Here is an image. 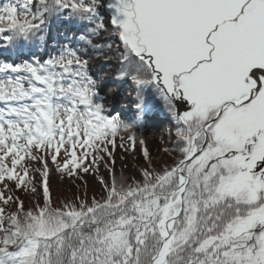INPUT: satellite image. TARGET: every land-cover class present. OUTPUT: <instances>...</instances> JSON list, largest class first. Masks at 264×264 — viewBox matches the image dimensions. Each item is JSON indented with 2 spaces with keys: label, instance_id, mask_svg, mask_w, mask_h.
<instances>
[{
  "label": "snow or ice",
  "instance_id": "6c2138e0",
  "mask_svg": "<svg viewBox=\"0 0 264 264\" xmlns=\"http://www.w3.org/2000/svg\"><path fill=\"white\" fill-rule=\"evenodd\" d=\"M53 21L115 38L136 114H105L86 49L0 63V264H264V0H7L0 48L45 47ZM149 92L178 157L157 170L143 148L142 179L117 177L109 146L145 144ZM105 156L99 200L54 206L52 166L74 182Z\"/></svg>",
  "mask_w": 264,
  "mask_h": 264
},
{
  "label": "trees",
  "instance_id": "16d2710c",
  "mask_svg": "<svg viewBox=\"0 0 264 264\" xmlns=\"http://www.w3.org/2000/svg\"><path fill=\"white\" fill-rule=\"evenodd\" d=\"M7 2V0H0V4ZM107 13V10H105ZM107 22V14L105 15ZM85 29L76 23H68L65 21H53L50 30L47 34V45L42 48L32 47L31 49L24 48L19 51H12L0 48V63H23L33 59L43 58L46 59L50 54H55L56 49L62 45H70L73 48L86 49L89 58V73L97 81V91L100 96L104 97L106 105L105 114L109 116H118L122 120L130 121L136 114V90L131 87V81L126 80L119 74V63L115 58V38L110 37L107 33L102 32L97 36L91 37L92 42L97 48L84 43L80 37L84 34ZM113 44V49L109 50L108 45ZM102 53V54H101ZM113 89V97L109 98L105 92V87ZM148 99L152 108L144 115V123L142 131L137 132V141L143 139L145 144L141 146L136 144L135 149L132 150L131 146L125 140L117 137V147L112 151L115 163L114 169L117 177L124 176L127 178L142 179V176L134 168H129L124 161L125 155H134L136 161L145 162V167H148V161L144 158L143 148H147L151 153V148L159 145L156 140V133L159 129L165 130V140L169 142V146L165 151L160 163L152 161L153 166L158 170L166 164L173 163L178 154L171 151L174 147L172 141L176 139L175 136V122L171 119L166 109L164 108L163 101L158 96H154L151 92L148 93ZM184 107V106H180ZM171 133V135H170ZM120 136H125L121 132ZM124 144V147H120ZM128 150H125V149ZM151 155V154H150ZM50 165L51 162L49 161ZM107 164V167L105 166ZM40 167V165H36ZM113 167L112 161L108 156L104 157V161L99 162L97 172H91L83 176V179H75L74 182L67 177L63 179L55 172L54 166L50 173V188L54 206H61L65 200H72L76 196L86 198L90 203L92 198L100 199L104 194L103 186L99 183L97 177H103L106 180H111L109 168ZM37 187L39 189V174H36ZM17 195L24 201L25 208H31L39 197H34L30 193L17 192ZM42 203V200L40 201Z\"/></svg>",
  "mask_w": 264,
  "mask_h": 264
},
{
  "label": "rangeland",
  "instance_id": "374dc122",
  "mask_svg": "<svg viewBox=\"0 0 264 264\" xmlns=\"http://www.w3.org/2000/svg\"><path fill=\"white\" fill-rule=\"evenodd\" d=\"M105 92L107 93L109 98L113 97V89L106 86ZM165 136L166 135L164 129H159V131L156 133V140H158L159 145L151 148L150 156L153 162L160 163L162 160V156L165 152V149L168 148V146L170 145L169 142L165 140ZM124 161L129 168H134L139 173H140V169L145 167L144 166L145 162L141 160L137 162L134 155L126 154ZM171 164L172 163L166 165H171Z\"/></svg>",
  "mask_w": 264,
  "mask_h": 264
},
{
  "label": "water",
  "instance_id": "95a60500",
  "mask_svg": "<svg viewBox=\"0 0 264 264\" xmlns=\"http://www.w3.org/2000/svg\"><path fill=\"white\" fill-rule=\"evenodd\" d=\"M184 107H180V110L182 111Z\"/></svg>",
  "mask_w": 264,
  "mask_h": 264
}]
</instances>
